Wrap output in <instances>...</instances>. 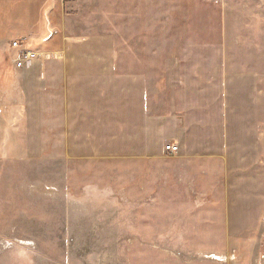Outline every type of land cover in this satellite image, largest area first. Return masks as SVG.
I'll return each mask as SVG.
<instances>
[{
  "label": "rangeland",
  "instance_id": "rangeland-1",
  "mask_svg": "<svg viewBox=\"0 0 264 264\" xmlns=\"http://www.w3.org/2000/svg\"><path fill=\"white\" fill-rule=\"evenodd\" d=\"M63 1L80 36H116L125 71L135 58L128 45L146 43V31L166 49L152 53L155 65V55L175 56L183 44H227L217 58L230 62L229 100L208 96L224 84L190 85L196 93L178 99L184 135L170 125L163 152L137 158L122 108L128 83L117 94L108 84L121 108L116 139L92 129L91 115L74 145L63 116L37 119L0 83V264H264V0ZM163 72L153 68V95L171 115ZM91 133L101 144L82 147Z\"/></svg>",
  "mask_w": 264,
  "mask_h": 264
},
{
  "label": "crops",
  "instance_id": "crops-1",
  "mask_svg": "<svg viewBox=\"0 0 264 264\" xmlns=\"http://www.w3.org/2000/svg\"><path fill=\"white\" fill-rule=\"evenodd\" d=\"M65 10L63 0H0V83L5 91H12L13 100L27 104L29 112L38 116L37 119L45 115L55 119L63 116L66 138L72 142L71 145L85 129V121L91 115L90 127L110 133L107 141L116 139L115 135L122 130L115 123L121 108L116 97L110 93L111 86L108 84L111 83L117 88L116 94L123 83H128L129 89L125 93L128 101L122 108L129 107V147L133 151L132 156L137 158L150 156L154 148L163 152L162 140L171 129L170 125L174 126L171 130L178 132L179 138L184 135L186 123L188 125L187 110L185 103L179 107L178 99L185 100L187 91L196 93L190 85L224 84L225 91H212L208 96L216 93L217 99L229 100L230 62L222 65L221 57L217 58L218 51L226 55L227 44H183L175 56L155 55L156 63L160 64L155 65L153 54L166 49L163 45L155 47L150 44L152 33L146 31V43L141 40L138 46L134 47L131 42L128 45L135 58L130 61L129 70L125 71L122 60L117 56L116 36L113 39H106L105 36L95 38L88 34L80 36L75 29H80L79 26H75L74 18L68 16ZM133 14L130 13L131 19H134ZM131 30L134 31V27ZM136 33L135 36H138ZM14 41H23L29 50L43 55L50 53L61 59L46 61L38 58L28 67L17 69L14 60L7 62L4 59L9 53L17 54L18 51L12 48ZM154 67H161L166 74V83L161 85L160 90L166 100L175 103L169 109L173 112L171 115L163 114L162 108L157 107L153 91L159 89L152 88L158 80L153 79ZM95 83L98 84L94 86ZM80 88L82 91L86 88V94L81 95ZM260 94L264 98V91ZM198 96L202 99L200 90ZM190 113L193 114L192 107ZM94 115L98 117L95 119ZM24 117L22 123L28 127L32 121ZM234 122L232 120L230 124ZM223 123L229 125V113L224 115ZM89 135V143L84 141L82 147L92 142L101 144L92 137L93 133Z\"/></svg>",
  "mask_w": 264,
  "mask_h": 264
},
{
  "label": "built area",
  "instance_id": "built-area-1",
  "mask_svg": "<svg viewBox=\"0 0 264 264\" xmlns=\"http://www.w3.org/2000/svg\"><path fill=\"white\" fill-rule=\"evenodd\" d=\"M12 48L15 51H18L14 59V64L17 69H24L28 67L39 57L37 53L26 50L23 45L21 46L18 42H14L12 44ZM166 151L171 155H174L178 152V148L176 146L170 145L166 148Z\"/></svg>",
  "mask_w": 264,
  "mask_h": 264
}]
</instances>
